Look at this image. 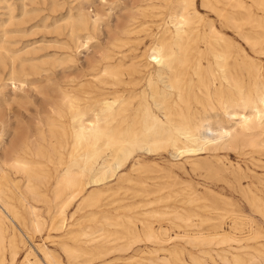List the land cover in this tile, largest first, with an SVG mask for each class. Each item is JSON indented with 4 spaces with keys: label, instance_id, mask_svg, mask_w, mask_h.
I'll use <instances>...</instances> for the list:
<instances>
[{
    "label": "bare ground",
    "instance_id": "obj_1",
    "mask_svg": "<svg viewBox=\"0 0 264 264\" xmlns=\"http://www.w3.org/2000/svg\"><path fill=\"white\" fill-rule=\"evenodd\" d=\"M79 1L76 12H69L65 19L67 53L64 61L69 65L64 69L62 86L46 87L41 92L45 114L34 122L20 120L14 126L8 119H0L5 133L9 134L8 140H4L3 131L0 133V179L16 185L11 173L24 178V189L34 203L24 197L20 201L28 209L33 232L44 225L38 213L39 202L54 209L50 229L62 228L66 211L81 198L83 191L90 186L96 187L82 199L87 206H93L103 187L115 179L137 150L149 154L172 151L173 156L186 154L189 158L204 152L234 150L241 156L249 154L257 161V166L264 169V63L259 58L264 56L262 40L239 34L251 53L242 46L231 49L212 22L205 23L197 16L194 0H163L169 13L156 24L154 31L145 34L149 43L137 53L144 39L136 35L137 18L156 0H132L133 7L128 14H116L104 45L98 43L97 48L90 50L97 40L99 23L104 16L101 8L107 0ZM224 1L226 5L232 0ZM252 3L264 8V0H252ZM86 4L94 7L93 18L85 11ZM239 8L240 2L235 0L229 10H218V15L236 34L239 32ZM197 38L201 46L195 45ZM80 54L84 55L82 62L77 59ZM192 59H195L194 65L190 64ZM8 76L13 92L23 87L24 81L13 69ZM37 159H44L51 166V172ZM191 162L197 164L194 159ZM56 164L60 168L54 167ZM207 166L218 174L227 170L237 174L242 169L238 165H226L220 156H215L213 162L207 161ZM124 175L121 173L117 179L126 180ZM50 178L54 182L49 188L52 195L47 199L44 187ZM257 180L260 188L246 198L264 219V177L257 176ZM7 185L0 186V264H4L5 251H8V264H14L19 256L16 239L25 243L30 237L27 228L26 233L22 231L24 239L18 232V221H14L19 217L16 213L10 218V224L4 221L6 210L14 209L5 199ZM198 200L200 198L194 196L186 201L193 204ZM193 215L192 209L173 210L171 224L181 228L178 224L181 222L188 227L192 225ZM55 219L59 221L53 224ZM214 228V232L180 230L170 234L161 225L153 227L145 223L142 231L131 233L125 250L143 238L160 245L148 253L165 250L162 248L164 242L183 239L191 246H222L215 250L222 264L230 263L228 252L233 264H264L263 253L250 252L249 243L242 244L244 240L261 236L256 227L239 235L232 233V229H237L236 222L229 230H216L221 228L216 225ZM104 232L106 237L110 235L106 234L107 230ZM92 234L82 230L74 235L70 228L66 236L76 240L77 245L72 247L63 241L60 248L72 260L82 254L106 255L123 249L108 244L110 240L100 242L103 233ZM80 235L83 238H78ZM198 248L209 259L199 260L191 254L196 264H220L211 256L213 249ZM40 252L44 264H62L47 247H40ZM170 254L175 255L177 251L173 249ZM148 261H140V264H171L164 255ZM21 264H40V260L31 261L26 253ZM176 264L186 263L177 257Z\"/></svg>",
    "mask_w": 264,
    "mask_h": 264
},
{
    "label": "rangeland",
    "instance_id": "obj_2",
    "mask_svg": "<svg viewBox=\"0 0 264 264\" xmlns=\"http://www.w3.org/2000/svg\"><path fill=\"white\" fill-rule=\"evenodd\" d=\"M131 1L107 0L101 8L104 11V16L99 23L97 40L91 44L90 50L97 48L98 43L104 45L105 36H107L109 27H113L116 14H128L133 7ZM234 1L232 0L229 4L233 5ZM238 1L240 2L238 34L233 31L225 19L218 15L219 9H230L228 3L224 5V0H194V7L197 16L202 17L205 23L212 22L224 35L226 41L230 43L231 49L236 50L242 46L248 53H251L249 45L240 35H245L252 40L260 39L262 40L261 45L264 47V8L253 4L252 0ZM79 3V0H0L1 120L8 119L14 126L20 120L34 122L35 118L45 114L46 106L41 92L46 87L54 89L58 85L62 86L64 69L69 65L64 61L67 53L64 47L65 19L69 12L72 14L76 12L75 8ZM84 9L91 18L94 17L93 6L86 4ZM168 13L169 9L165 2L156 0L150 8L138 16L136 35L140 34L144 39L139 45L137 53H141L149 43V38L145 34L148 31H154L156 24ZM198 40L199 38L195 45L201 46ZM194 52L192 50V53ZM259 58L264 63V56ZM77 59L78 62H82L84 55L80 54ZM190 64L194 65L195 59L190 60ZM203 64L206 65V61H203ZM12 69L15 75L24 81L23 87L15 90L16 92H13L7 79ZM13 94L15 95L13 96ZM4 95L7 97L5 98ZM1 132L4 134L3 139L8 140L9 134L5 133L6 131L0 124ZM203 154L199 153L189 158L186 154L173 156L172 151L160 150L149 154L143 150H137L127 165L119 170L115 179L103 187V191L99 193L100 196H97L98 202L93 206H87L82 199L93 192L96 187L90 186L83 191L81 198L74 201L66 211L62 228L50 229L54 209L39 202L37 204L38 213L43 217L44 225L38 232L32 231L28 209L20 201L21 197H24L26 201L34 203L31 195L24 189V178L11 173V177L16 178L17 186L7 180L0 179V186L8 184L5 187V199L14 205V209L6 210L4 221L6 224H10V218H13V214L16 213L19 217L14 221H18L20 229L18 227L17 229L21 233V237L23 238L22 231L26 233L27 229L30 234L29 242L25 240V243H21L19 239H16L19 256L14 264H21L26 253L31 261L38 259L40 264H44L39 254L41 253L40 247L43 246L50 249L62 264H85L87 262L88 264H140V261L148 263L149 258H156L159 255L168 257L171 264H176L177 257L182 258L186 264H196L190 258L191 254L199 257V260L209 259L208 256L201 253L198 247L208 248L206 250L213 249L214 251H210L211 256L222 264L215 256V250L222 246H191L183 239L164 242L162 248L165 250L148 253L151 249L160 248V245L143 238L132 244L130 249L125 250L126 242L131 240V233L142 231L145 223H150L153 227L161 225L167 228L170 234L180 230H187L190 233L214 232V225L221 226L216 230H229L234 222L237 223V229H232V233L235 235H239L241 232L247 233L249 229L256 227L255 229L261 233V236L255 240H244L242 244L249 243L250 252L257 251L264 255V219L256 213L246 198V196L250 197L257 188H260L261 184L258 182L257 176L264 177V169L259 168L257 161L249 154L241 156L239 151L221 150ZM215 156H220L228 166L230 163L233 166L242 167L240 173L232 174L229 172L230 170H227L223 174H218L210 171L207 161L213 162ZM192 159L197 161V166L192 164ZM37 160L43 163V166L46 165V169L51 172V166L44 159ZM57 166L56 164L54 167ZM58 168L60 167L58 166ZM121 173L125 174L126 180L119 181L117 179ZM53 180L50 178L44 187L47 199L52 195L49 188L54 182ZM194 196L199 197L200 200L188 204L186 200ZM203 204L208 207H204ZM184 209L194 210L195 215L191 217L192 225L187 227L184 223L179 222L181 228H176L171 224V221L174 220L173 210L180 212ZM151 212L152 214H150ZM162 212L168 213L163 214ZM160 214L162 215L160 216ZM58 221L59 219H55L53 224ZM70 228L74 230V235L82 230H87L93 233L92 236L104 234V230H107L106 234L110 235L108 237L105 234L102 235L100 242L110 240L108 244H114V246H120L123 249L106 255L87 253L80 255L76 260L69 259L60 246L63 241L72 247L77 245L76 240L66 236V231ZM78 238L81 239L83 236L80 235ZM28 244L29 246H27ZM232 245L236 246V244ZM173 249L177 251V254H170ZM131 255H134L132 259L129 258ZM4 257V264H8V251H5ZM227 257L230 260L229 264H233L231 253L228 252Z\"/></svg>",
    "mask_w": 264,
    "mask_h": 264
}]
</instances>
